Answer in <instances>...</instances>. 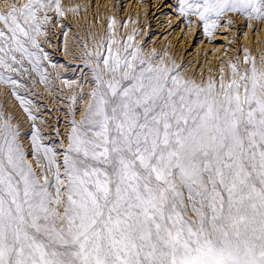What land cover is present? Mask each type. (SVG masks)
Masks as SVG:
<instances>
[{"label":"snow or ice","instance_id":"snow-or-ice-1","mask_svg":"<svg viewBox=\"0 0 264 264\" xmlns=\"http://www.w3.org/2000/svg\"><path fill=\"white\" fill-rule=\"evenodd\" d=\"M53 9L65 14L60 0L0 9V82L19 84L5 73L25 59L47 81L39 37ZM178 11L212 35L228 12L264 20V0H179ZM117 44L113 29L85 62L94 86L79 120L72 98L60 149L26 97L30 148L0 112V264H264V67L246 56L231 79L221 68L197 83Z\"/></svg>","mask_w":264,"mask_h":264},{"label":"rangeland","instance_id":"rangeland-1","mask_svg":"<svg viewBox=\"0 0 264 264\" xmlns=\"http://www.w3.org/2000/svg\"><path fill=\"white\" fill-rule=\"evenodd\" d=\"M12 2L0 0V9ZM15 2L24 4L28 0ZM60 3L65 14L60 16L55 9L50 11L52 19L43 25L44 31L39 37L41 55L47 53L40 61L42 70L46 69L47 81L42 80L40 72L25 59L20 71L5 73L19 80V84L0 82V112L20 125L26 149L30 148L32 121L17 99V93L26 97L39 117L36 123L42 128L44 142H55L60 149L55 133L59 129L67 142L72 98H76V119L79 120L94 86L93 72L85 62L92 59L90 53L97 50V45H102L106 53L113 29L117 47L121 43L135 45L139 54L153 64L163 61L170 67L178 65L177 71L183 77L197 83H206L209 76L218 80L221 68L226 80L231 79L230 63L250 67V62H245L246 56L255 58L257 65L264 67V20L261 19L249 21L240 13L228 12L220 19V26L208 35L198 17L179 13V0H60ZM113 18L115 24L110 29ZM189 19L194 23L189 24ZM229 19L232 24L227 23ZM129 36L133 37L131 41ZM66 78L72 84L64 83ZM33 164L43 178L35 160Z\"/></svg>","mask_w":264,"mask_h":264},{"label":"bare ground","instance_id":"bare-ground-1","mask_svg":"<svg viewBox=\"0 0 264 264\" xmlns=\"http://www.w3.org/2000/svg\"><path fill=\"white\" fill-rule=\"evenodd\" d=\"M64 81V83H66V84H72L71 83V81L68 79V78H66L65 80H63ZM56 100V99H55ZM62 103V102H61ZM47 129H49V128H47ZM50 136H53V135H50ZM58 143V142H57ZM56 144V143H55ZM59 144V143H58ZM31 159V158H30Z\"/></svg>","mask_w":264,"mask_h":264}]
</instances>
